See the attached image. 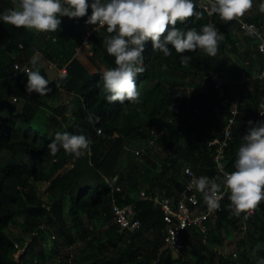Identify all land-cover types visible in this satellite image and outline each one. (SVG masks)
Listing matches in <instances>:
<instances>
[{"label": "trees", "instance_id": "trees-1", "mask_svg": "<svg viewBox=\"0 0 264 264\" xmlns=\"http://www.w3.org/2000/svg\"><path fill=\"white\" fill-rule=\"evenodd\" d=\"M14 3L0 0V13ZM261 3L264 0H253L243 16L225 22L194 0L195 12L202 17L194 15L176 26L199 32L203 25L214 24L224 35L217 55L210 57L202 50L178 54L172 49L165 57L152 51L151 41L146 42L142 54L146 71L135 79L138 104H109L105 99L102 69L116 67L104 45L114 35L107 26L92 32L93 47L84 48L81 55L77 47L90 32L87 27H96L85 23L87 16L61 17L60 29L49 33L0 21V264H260L264 260V201L245 218L247 213L232 214L227 194L222 211L206 220L207 230L188 227L183 234L184 251L172 254L164 240L163 211L153 201L140 199V185L145 177L151 181L149 189H144L148 194L177 201L186 186V166L200 176L222 178L214 161L217 146H209V141L222 136L230 108L238 103L226 153L227 169L235 171L248 122L264 123L259 114L264 113L260 108L264 78L258 77L264 71V53L258 48L260 39L242 30L238 19L264 30ZM38 51L54 68H66V73L52 78L38 61L52 89L44 96L27 93L23 70L32 67L29 61ZM181 55L191 57L187 67L181 65ZM210 71L222 72L223 91L210 80L202 84ZM56 100L58 104L53 103ZM58 131L85 135L92 141L90 151L81 157L63 149L50 154L47 146ZM154 131L160 136L151 146ZM144 147L139 159L122 166L126 151L136 157L134 150ZM146 167L153 170V177L144 173ZM110 183L121 191H113ZM130 203L136 205L142 226L133 232L121 231L114 221V205ZM200 208L206 209L202 197ZM14 226L32 239L15 232ZM233 233L242 234L236 250L221 251Z\"/></svg>", "mask_w": 264, "mask_h": 264}, {"label": "clouds", "instance_id": "clouds-1", "mask_svg": "<svg viewBox=\"0 0 264 264\" xmlns=\"http://www.w3.org/2000/svg\"><path fill=\"white\" fill-rule=\"evenodd\" d=\"M195 7L194 0H91V3L89 0H15L13 7L0 13V21L37 33L56 32L60 29L61 17L87 16V25L107 26V32L114 35L107 37L104 45L107 54L114 57L116 67L102 75L105 99L109 104L123 105L125 101L138 104L140 92L135 79L146 71L142 55L146 42L151 41L152 51L162 52L165 57L172 54V49L178 54L202 50L207 56L217 55L224 35L214 24L203 25L199 32L176 26L177 22L184 23L194 15L202 17L195 12ZM252 7L253 0H213L210 11L222 21L230 22ZM259 7L264 12V3ZM89 8L91 15H88ZM38 55L29 61L32 67L24 70L28 77L26 91L44 96L52 89L37 67ZM190 60V56L180 57L184 67ZM260 108H264V104ZM259 114L264 116V113ZM89 122H94L91 114ZM248 123L249 129L236 154L235 171L224 172L222 178L201 176L191 182L203 194L210 210L219 208L222 196L218 194L222 186L228 192V208L233 215L248 213L264 201V123ZM91 143L85 135L58 131L47 147L52 155L63 149L66 154L81 157L90 151ZM260 264H264V260Z\"/></svg>", "mask_w": 264, "mask_h": 264}, {"label": "built area", "instance_id": "built-area-1", "mask_svg": "<svg viewBox=\"0 0 264 264\" xmlns=\"http://www.w3.org/2000/svg\"><path fill=\"white\" fill-rule=\"evenodd\" d=\"M213 0H197L198 6L204 10H206L209 15H213L211 13V3ZM239 19V25L242 30L248 31L249 34H253L260 39L258 44L259 51L264 53V30L262 27L258 26L254 22H248L244 19ZM78 21H76L77 23ZM89 29V33L85 34L81 43L77 47V52L81 53L84 48L91 49V39L90 35L94 31H99L100 26H96L93 28L87 27ZM23 47V46H22ZM20 64L16 63L15 68H19ZM30 68L29 66H25V68ZM61 74L66 73V68L60 70ZM259 78H264V71L258 75ZM212 81L215 87L219 90L223 91V85L226 83V79L220 71H210L205 74L202 80V84H205L206 81ZM230 116L227 119V124L224 127L222 136L214 137L209 141V146H217L216 154L214 156V161L217 169V173L220 176H223L224 172H233L227 169L226 162V153L227 149L230 146V143L233 139V126L236 123V116L239 113L238 103H235L230 108ZM160 133L153 132V138L150 140L148 145H154L159 138ZM146 145V147H148ZM136 149L134 152L137 155H142L146 149ZM185 173L187 176L185 189L182 191L181 196L177 201H174L172 198L163 195H151L146 192V190H141L140 199L141 200H151L154 205L160 206L163 211V222L165 224V243L167 251L172 253H182L185 249V243L183 234L188 227L197 226L202 228V230L206 231L207 227L205 225L206 220L211 216H216L217 213L222 211L223 202L226 199L228 194L227 190L221 187V195L222 198L219 199V208L216 210H210L206 205L205 210H201V197L203 198V194L196 190L195 186L191 184L193 178L201 177L196 170H194L191 166H186ZM110 187L113 191H121L120 186H115L110 183ZM261 205V203L257 206V208ZM256 208V209H257ZM248 212L245 215V218L250 216L255 212V210ZM114 221L117 225H119L120 230L124 231H136L142 226V222L140 218H138V213L136 209V205L134 203L126 204V205H114ZM168 253V252H167Z\"/></svg>", "mask_w": 264, "mask_h": 264}, {"label": "rangeland", "instance_id": "rangeland-1", "mask_svg": "<svg viewBox=\"0 0 264 264\" xmlns=\"http://www.w3.org/2000/svg\"><path fill=\"white\" fill-rule=\"evenodd\" d=\"M93 47V44H91V48ZM87 49V48H86ZM90 49V48H89ZM84 50V49H83ZM37 60L39 61V63H41L43 66L46 67L48 73L51 75L52 78H56L60 75V71L57 69V68H54L55 67V64L54 63H48L49 61L44 57V55L42 53H40V51H38L36 53L35 56H37ZM85 54V53H84ZM91 54V53H89ZM80 55V54H79ZM82 55V53H81ZM84 56V55H83ZM232 57L236 58L235 55H232ZM84 58V57H83ZM85 59V58H84ZM87 60V59H86ZM90 65V64H89ZM91 68V67H90ZM94 69V68H93ZM107 69L106 68H103L102 71L105 72ZM53 103L55 104H58L59 101L56 100V102L53 101ZM167 153V151L165 150L164 147H162L161 149V154L162 155H165ZM136 157L133 155L132 152H128L126 151L124 153V155L122 156V159H121V164L122 166H127L128 164V161H135L139 158H137V154L135 153ZM139 156V155H138ZM144 173L146 175H148L149 177H153V175H155V173L153 172V170H149L147 169V167L144 169ZM42 185V182L39 183V187ZM143 189H149V187L151 186V181L147 180L145 177L142 178V181H141V185H140ZM13 230L17 233H23L25 237H27V240L30 241L32 238L30 237L29 238V234L27 233H24L20 228H18L17 226H14L13 227ZM237 234V235H236ZM233 233V236L230 238V239H226L225 241V245L223 248H220L221 251H225V252H231V251H235L236 248H237V240L241 237L242 234L240 233ZM51 237H53V233L51 235ZM54 238V237H53ZM53 238H50L49 237V244L52 243V239ZM22 254V250L18 251L17 254H16V257L19 258L20 255ZM70 264V263H69Z\"/></svg>", "mask_w": 264, "mask_h": 264}, {"label": "crops", "instance_id": "crops-1", "mask_svg": "<svg viewBox=\"0 0 264 264\" xmlns=\"http://www.w3.org/2000/svg\"><path fill=\"white\" fill-rule=\"evenodd\" d=\"M226 101V100H225ZM173 254V253H172Z\"/></svg>", "mask_w": 264, "mask_h": 264}]
</instances>
